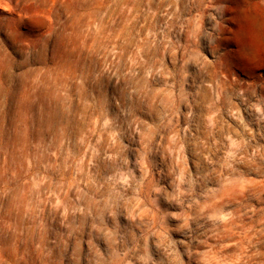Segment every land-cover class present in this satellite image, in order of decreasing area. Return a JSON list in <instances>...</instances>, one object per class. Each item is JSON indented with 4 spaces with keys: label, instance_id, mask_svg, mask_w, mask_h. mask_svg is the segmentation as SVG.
<instances>
[{
    "label": "rangeland",
    "instance_id": "rangeland-1",
    "mask_svg": "<svg viewBox=\"0 0 264 264\" xmlns=\"http://www.w3.org/2000/svg\"><path fill=\"white\" fill-rule=\"evenodd\" d=\"M0 264H264V0H0Z\"/></svg>",
    "mask_w": 264,
    "mask_h": 264
},
{
    "label": "bare ground",
    "instance_id": "bare-ground-1",
    "mask_svg": "<svg viewBox=\"0 0 264 264\" xmlns=\"http://www.w3.org/2000/svg\"><path fill=\"white\" fill-rule=\"evenodd\" d=\"M262 31V30H261ZM263 32V31H262Z\"/></svg>",
    "mask_w": 264,
    "mask_h": 264
}]
</instances>
